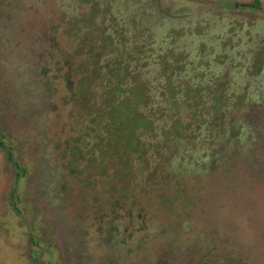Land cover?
Segmentation results:
<instances>
[{
	"label": "rangeland",
	"instance_id": "rangeland-1",
	"mask_svg": "<svg viewBox=\"0 0 264 264\" xmlns=\"http://www.w3.org/2000/svg\"><path fill=\"white\" fill-rule=\"evenodd\" d=\"M0 141V264H264V0H0Z\"/></svg>",
	"mask_w": 264,
	"mask_h": 264
},
{
	"label": "trees",
	"instance_id": "trees-1",
	"mask_svg": "<svg viewBox=\"0 0 264 264\" xmlns=\"http://www.w3.org/2000/svg\"><path fill=\"white\" fill-rule=\"evenodd\" d=\"M125 57V56H124ZM115 67H110L107 70L106 75L108 77H110L115 83V87H113L112 89H110L109 87H107L108 85H112V83H107L106 87H101L103 89V93H105L106 95H111L112 92H116L117 90H119V84H121L120 82V72H123L124 76H127L133 80H136V77L131 76L133 74V71H129L128 66L124 63L120 61H116V59L114 60ZM123 64V68L121 69V65ZM118 67V68H116ZM108 77L104 78L107 80ZM68 82H70L69 80H67ZM134 89L133 87H129L127 90L128 92H130L131 89ZM72 89V88H71ZM75 90L76 93L78 95H80L81 97H85L90 93V89L88 88V84L84 83V80H79L77 82V85L75 86ZM108 103V104H107ZM107 104V111H98V113L107 119V127H106V132L107 135L112 136L113 137V144L114 145H118V143L121 144L122 141H124L125 138H127L128 140L132 138V134L129 133V131L133 130L134 128H138L140 126L144 127L146 122L143 121V119L140 118V115L138 114H134L133 112H135V108L132 106V100L128 99L126 101L123 102H117V99L112 100V101H108ZM100 116L98 115L97 118H99ZM123 132L124 136H122V139L119 138L118 133L119 132ZM131 141V140H130ZM129 141L126 142V144L124 145H128ZM113 145V146H114ZM122 146V144H121ZM126 147V146H123ZM0 148L4 149L3 143L0 141ZM6 154H7V159L8 161L12 162V157L10 154L9 150H6ZM13 165L16 167V164L14 162H12Z\"/></svg>",
	"mask_w": 264,
	"mask_h": 264
}]
</instances>
